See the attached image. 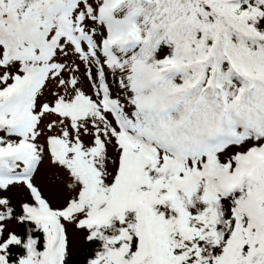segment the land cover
I'll list each match as a JSON object with an SVG mask.
<instances>
[{
	"label": "snow or ice",
	"instance_id": "6c2138e0",
	"mask_svg": "<svg viewBox=\"0 0 264 264\" xmlns=\"http://www.w3.org/2000/svg\"><path fill=\"white\" fill-rule=\"evenodd\" d=\"M0 264H264V0H0Z\"/></svg>",
	"mask_w": 264,
	"mask_h": 264
}]
</instances>
